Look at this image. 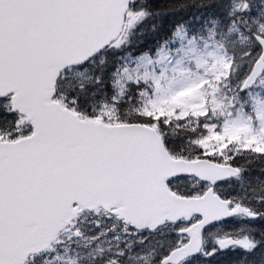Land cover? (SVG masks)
<instances>
[{
	"label": "snow or ice",
	"instance_id": "6c2138e0",
	"mask_svg": "<svg viewBox=\"0 0 264 264\" xmlns=\"http://www.w3.org/2000/svg\"><path fill=\"white\" fill-rule=\"evenodd\" d=\"M0 264H264V0H0Z\"/></svg>",
	"mask_w": 264,
	"mask_h": 264
}]
</instances>
